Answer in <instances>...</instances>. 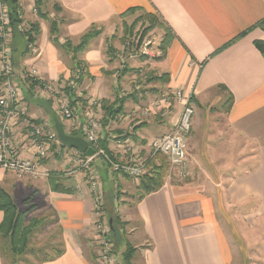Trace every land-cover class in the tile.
Returning <instances> with one entry per match:
<instances>
[{
    "label": "crops",
    "instance_id": "obj_1",
    "mask_svg": "<svg viewBox=\"0 0 264 264\" xmlns=\"http://www.w3.org/2000/svg\"><path fill=\"white\" fill-rule=\"evenodd\" d=\"M19 6L23 23L9 50L32 123L57 114L54 100L47 103L42 89L28 92L35 82L21 81L20 74L34 66L45 82L62 90L73 87V107L81 121L89 111L102 123L108 121L99 140L112 157L137 154L148 160L150 140L169 132L182 110L176 101L153 102L175 89L191 94L196 116L187 143L193 171L189 182L166 177L158 190L138 194L133 210L125 209L120 222L112 214L122 205L131 206L120 189L134 179L113 172L102 156L94 160L105 217L111 225L114 217V236L123 227L127 230L114 250L115 264L128 257L130 244L140 249L132 254L135 264H264V56L255 45L264 40L257 25L264 18V0H19ZM139 12L160 20L167 34L165 52L160 46L144 54L142 39L124 38L122 19ZM34 22L36 39L29 43L23 30ZM94 30L85 49L74 54L71 49ZM73 54L83 67L79 76V69L76 75L72 71ZM59 119L66 133L84 138L73 120ZM27 125L23 121L17 127ZM27 146L23 157L32 156L33 148ZM76 151L55 144L42 160L50 176L20 178L0 169V186L19 210L34 206L28 218L51 212L48 220L42 219L44 231L56 234L62 253L38 264H101L93 198L74 164ZM155 162L159 165L161 159ZM59 170L72 180L70 192L52 189L50 177ZM4 217L0 209V224ZM1 240L0 264H6Z\"/></svg>",
    "mask_w": 264,
    "mask_h": 264
},
{
    "label": "built area",
    "instance_id": "obj_2",
    "mask_svg": "<svg viewBox=\"0 0 264 264\" xmlns=\"http://www.w3.org/2000/svg\"><path fill=\"white\" fill-rule=\"evenodd\" d=\"M33 11L36 12L37 9L33 8ZM13 32L10 6L5 0H0V169L16 171L19 175H29L33 178L48 174L42 168V160L48 154V149L56 142L57 134L49 121L32 123V118L26 117L25 91L19 80L15 79L16 73L9 50ZM150 44V40L144 42V54H151ZM20 76L22 77L21 81L35 82L37 87L42 89V93L46 91L56 92L58 94L56 101H58L57 106L60 112L58 113L66 120H73L75 122L73 127L80 129L84 138L96 150L92 156H86L76 151L74 164H77L76 166L83 172L93 198L94 237L98 247L97 258L101 264H115L113 231L111 223L105 217L106 201L101 186V177L93 163L97 156H102L113 172L140 181V177L149 172V159L147 160V158L137 154L123 159L112 157L100 145L101 121L92 111L87 112L86 119L81 121L78 118L77 110L70 105L68 97L62 94L60 88L44 82L39 70L34 66L22 72ZM71 84L74 85V82ZM169 101H176L182 105L178 120L169 132L153 137L148 148L152 154L150 157L156 154L165 155L169 164L176 170V176L179 179H184L189 175L187 143L192 131L194 108L191 103V94L182 89L166 91L153 103L156 106H161ZM146 111L144 110L145 113ZM21 120L28 123L26 127L27 136L30 141H33L37 152L33 148L35 156H22L24 143L27 139L25 133L20 137L15 128L17 124L22 122Z\"/></svg>",
    "mask_w": 264,
    "mask_h": 264
},
{
    "label": "rangeland",
    "instance_id": "obj_3",
    "mask_svg": "<svg viewBox=\"0 0 264 264\" xmlns=\"http://www.w3.org/2000/svg\"><path fill=\"white\" fill-rule=\"evenodd\" d=\"M149 14H151V13H149ZM152 15H154V14H152ZM151 18H154V20H155V27H154V29L146 31L147 27L151 24V22H150ZM120 25H121V27H123L125 39L131 40L132 38H134L135 42L137 40H139V39H142L143 42H147L148 40H150L151 44H150L149 47H150V51L151 52H155L157 50V48H160V46L162 47V50H163V48H165V46H166V41H165V37H164L165 36V31H164V29L162 27H160V25H161L160 20L156 19L155 17H150L149 15H147L146 13H143V12L129 14V15L125 16V19H122ZM163 32H164V34H163ZM130 35H131V38H130ZM38 90L40 91V88H38ZM60 90H62V89H60ZM44 93L46 94V97H47L46 98L47 99L46 102L47 103L50 102V101H48L49 98L51 100H54L53 102H55L57 114L61 118H63L59 114L60 112H59L58 106H57L58 101H56L57 100L56 97H57L58 94L56 92L55 93H50V91H46ZM218 107L219 106H217V108ZM225 109H226V107H225ZM195 110H196V107H195ZM26 113H27L26 117L30 118V116L28 115V111ZM193 116H194V119H195L196 113H195V115L193 114ZM59 120H61V119H59ZM21 121L23 122L24 120H21ZM47 121L50 122L51 127L55 130L53 118L50 116L49 118H47ZM36 122H39V120H36ZM21 127H24V126H21ZM15 128L18 130V132H19L18 134H19L20 137L23 136L24 133H25V137H26L27 140L24 143V145H25L24 150L29 149L27 145H30L32 148H34L33 141H30L28 139L26 128H24V129L21 128L20 129L17 126ZM191 135H192V133H191ZM55 141L56 142L53 143V145L60 144V140L58 139V137H57V139ZM65 148H72V147H65ZM34 150H35V148H34ZM34 150L32 152V156L33 155L35 156ZM35 152H36V150H35ZM47 152H48V154L45 155L46 157H48L49 153L52 152V147H50ZM32 156H30V157H32ZM166 158L164 159V158L160 157V159H163L167 163V173H166L167 179H168V177H170V180L173 181V182H187V181L189 182V180H191L190 178L193 176V171L191 170V168L189 166V161H188L189 175L186 178H184V179H179L173 173V170L175 172H176V170L173 168V166H171L169 164V162L167 161L168 159H166ZM45 170L48 172V174L47 175H41V176H50V174H51L50 171H48L47 169H45ZM63 170L64 169L62 168V171ZM66 170L67 169L65 168V171ZM7 171L13 172L17 177H20V178H23L25 176H29V175H19L18 172L12 171V170H7ZM62 171H60V170L59 171H53V174H54L53 176H59V177L63 176V177H65L64 173L61 176ZM41 176L33 177V178L36 179V178H39ZM29 177H31V176H29ZM133 182L134 183L131 182L132 184L124 183L123 184V191H122V189H120L121 198L126 200L127 202H129V204H131V206H127V205H122L121 206L120 204H118V205L121 206L122 210H120V212L114 213L112 215L113 216L116 215L115 217L119 218L120 222H123L122 218H120V214L123 215L124 214V210L127 209V208L133 210L134 203H135V201L138 198L139 191L137 189H135L134 186H136V188H137V186H139L140 181H135L134 180ZM63 183L66 186H73L72 180L70 178L63 179ZM127 198H129V199H127ZM121 203H122V201H121ZM50 214H51V212L47 213L44 216L42 214H36V215H33V218H37L38 220H41V219H43V220L45 219L46 220L47 218H49L51 216ZM29 221H26V222L28 223ZM32 224H33V220H32ZM33 226L34 227L29 226V228L31 230L33 228V231L30 234L29 242L27 243V246L25 247V249H22L23 251H21V252L14 253L15 256H13V258L15 259L17 264H38L39 260L44 259L45 257H47V255L50 256V255L55 254L56 250L58 251L61 248L60 240L59 239H53V236H54L55 233L53 231L50 233V232L47 231V229H45L46 231H44V227L45 226H44L43 223H41V222L39 224L34 223ZM125 232H127V230L123 227L122 228V233L121 232H117L116 236L113 235V237H112L113 238V249L116 248V245H118L119 243L120 244L122 243V239H124L123 235L125 236ZM124 245L125 244H123V246ZM3 247L5 249V255H7V256H5V263L6 264H14L13 262H11V258L8 257V255L11 256V253H9L10 252V248L7 245V243H3ZM129 247H130V250H131L130 251L131 257L130 256L129 257H124L123 256L122 257V260H123L122 264H135L133 262V256L135 254H138L140 249H138V248L136 249L132 244H130ZM253 253H254V251H251L250 252V256H253L254 255ZM132 254H133V256H132ZM249 261L251 263H253L252 257L249 259ZM137 264H142V263L138 262Z\"/></svg>",
    "mask_w": 264,
    "mask_h": 264
},
{
    "label": "trees",
    "instance_id": "obj_4",
    "mask_svg": "<svg viewBox=\"0 0 264 264\" xmlns=\"http://www.w3.org/2000/svg\"><path fill=\"white\" fill-rule=\"evenodd\" d=\"M5 1L10 6L11 23L13 25L14 32H16L21 27V25L23 23V19L21 18V10H20V6H19V0H5ZM147 15H149L150 17H155L156 19H158V17L156 15L155 16L152 14H147ZM43 16L47 17L46 14L41 13L40 17H43ZM150 22H151V24L147 27L146 31L154 29V27H155L154 18H151ZM257 25L264 31V18L262 20H260ZM37 26H38L37 22H34L33 24H31L29 29L23 30V32L27 35L29 43H33L36 39L35 34L37 32ZM34 29H36L35 33H34ZM53 31H55V30H53ZM95 33H96V31L94 30V32L89 31L86 34H84L82 42L76 48L71 49V51H73V53L75 54L76 53L75 51L85 49L87 41H89ZM166 35H165V37H166ZM124 38H125V36H124ZM130 38H131V35H130ZM70 45L71 44H69L67 46L68 49L70 48L69 47ZM255 45L260 50L262 55L264 56V40L255 41ZM164 49H166V46H165V48H163V50ZM164 52H165V50H164ZM74 54H73L72 71H73V74H75V73L77 74L78 73L77 69H79L80 70V73L78 74V76H79L82 73L83 67H82L81 63L77 61V57ZM11 57H12V61H13L12 54H11ZM73 79L75 82L79 81V78H76V79L73 78ZM25 81H27V80H25ZM28 90H29L28 92H31L34 94L35 91H37L36 84L32 83ZM61 92L63 95L68 97L70 105L73 107L77 102V100L73 99V97H72L73 92H74L73 87L71 85L65 86L63 88V90H61ZM55 116L57 118H60V116L58 114H56V112H55ZM107 124H108L107 120L103 121V123L101 122V127L106 126ZM69 134L73 135V136H77V133L75 131H72ZM58 145H60L61 147H68V146L63 145L62 143H60ZM100 145L103 149H105L108 152V148L106 147L104 142L101 141ZM54 146L55 145H53L52 147H54ZM99 157H101V156H99ZM160 157L165 159V157L162 156L161 154H156L153 157H149V160H148L149 172L140 177L139 186H137V188H136L139 191V194H141V196L143 194L158 190L163 185V183L166 179V173H167L166 161L161 159V162L159 165H157L155 162L156 159H158ZM63 179H67V178L52 175L50 177V183H51L52 189L55 191L70 192L71 187L66 186L63 183ZM33 207L34 206H30L28 209L19 210L17 205L14 203L11 195L0 186V209L4 210V213H5L4 220L0 224V239H2L1 241L3 243H7V245L9 246L10 250L13 253L21 252V251H23L22 249H25V247L27 246V243L29 242L30 234L33 231V228L31 230L29 228V226L34 227L33 226L34 223H36V224H39L40 222L44 223V221L42 219H41L42 220L41 221V220H38L37 218H28L29 211L32 210ZM115 216L116 215H114V217ZM114 217L112 216L113 222H115ZM32 220H33V224H32ZM26 221H29V222L27 223ZM113 222H112L111 227H112V231H113V235H114V224H113ZM61 253H62V248H60V250H58V251L56 250V253L53 255H50V256L47 255V257H45L44 259L54 258L55 256L60 255ZM129 256L131 257L130 253L128 254V257Z\"/></svg>",
    "mask_w": 264,
    "mask_h": 264
},
{
    "label": "water",
    "instance_id": "obj_5",
    "mask_svg": "<svg viewBox=\"0 0 264 264\" xmlns=\"http://www.w3.org/2000/svg\"><path fill=\"white\" fill-rule=\"evenodd\" d=\"M53 120L57 136L63 145L76 148L86 156H92L95 154L94 148L86 139L81 136H73L66 133L62 121L56 116H54Z\"/></svg>",
    "mask_w": 264,
    "mask_h": 264
},
{
    "label": "flooded vegetation",
    "instance_id": "obj_6",
    "mask_svg": "<svg viewBox=\"0 0 264 264\" xmlns=\"http://www.w3.org/2000/svg\"><path fill=\"white\" fill-rule=\"evenodd\" d=\"M57 134V133H56ZM58 137V136H57ZM59 139V138H58ZM61 143V142H60ZM76 149V148H75ZM77 151H79L78 149H77ZM80 152V151H79Z\"/></svg>",
    "mask_w": 264,
    "mask_h": 264
}]
</instances>
